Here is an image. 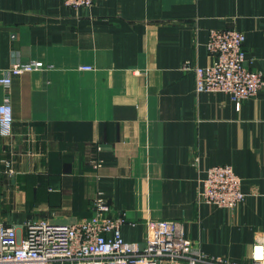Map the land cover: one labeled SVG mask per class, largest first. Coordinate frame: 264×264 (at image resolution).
I'll list each match as a JSON object with an SVG mask.
<instances>
[{
  "label": "crops",
  "instance_id": "0c3cea01",
  "mask_svg": "<svg viewBox=\"0 0 264 264\" xmlns=\"http://www.w3.org/2000/svg\"><path fill=\"white\" fill-rule=\"evenodd\" d=\"M212 29L242 32L247 64L264 76V0H97L76 10L0 0V77L15 63L42 64L0 85L13 114L0 138V224H77L101 193L127 242H144L150 221L176 220L198 251L248 263L264 237V86L239 109L224 93L196 92L181 67L212 62ZM215 165L241 180L233 210L198 201Z\"/></svg>",
  "mask_w": 264,
  "mask_h": 264
},
{
  "label": "built area",
  "instance_id": "2783aa9c",
  "mask_svg": "<svg viewBox=\"0 0 264 264\" xmlns=\"http://www.w3.org/2000/svg\"><path fill=\"white\" fill-rule=\"evenodd\" d=\"M97 0H61L69 10L92 6ZM244 34L235 29L209 31L206 49L212 58L207 66L185 61L181 69L194 76L197 93H224L239 109L264 86L261 72L249 67L244 49ZM248 62V63H249ZM40 62L15 63L3 71L0 85L9 88L11 78L36 68ZM82 70H91L89 66ZM13 114L7 99L0 103V138L11 136ZM13 174L11 162L3 160ZM100 165L96 163L94 168ZM245 199L241 180L228 165L206 170L198 201L216 207L235 209ZM107 200L98 193L92 213L77 224H55L46 220L21 226L0 224V264H238L209 257L198 251L184 234L181 221H150L142 243L127 242L121 235L122 216H112ZM264 264V237L251 245L248 263Z\"/></svg>",
  "mask_w": 264,
  "mask_h": 264
}]
</instances>
